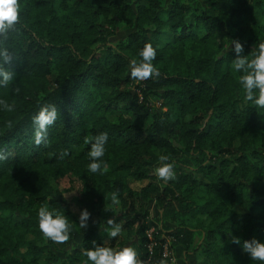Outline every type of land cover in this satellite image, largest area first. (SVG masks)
<instances>
[{
    "label": "trees",
    "instance_id": "obj_1",
    "mask_svg": "<svg viewBox=\"0 0 264 264\" xmlns=\"http://www.w3.org/2000/svg\"><path fill=\"white\" fill-rule=\"evenodd\" d=\"M18 4L0 39L14 73L0 87L11 105L0 107V264H85L94 241L135 248L139 264H260L242 243L264 241V110L243 100L230 65L232 40L249 58L264 41V0ZM146 43L159 75L136 80L131 61ZM47 105L57 117L38 144L32 117ZM100 133L107 171L92 174L84 141ZM160 155L174 164L166 183L154 175ZM72 174L80 189L66 185ZM113 192L120 205L105 210ZM74 194L90 212L84 228ZM42 206L67 216V241L40 231Z\"/></svg>",
    "mask_w": 264,
    "mask_h": 264
},
{
    "label": "clouds",
    "instance_id": "obj_2",
    "mask_svg": "<svg viewBox=\"0 0 264 264\" xmlns=\"http://www.w3.org/2000/svg\"><path fill=\"white\" fill-rule=\"evenodd\" d=\"M19 18L18 0H0V39H6L7 34L12 30ZM233 51L236 53L235 59L230 65L234 73H239L238 83L243 95V100L249 102L254 108L264 110V41L256 45L251 58L247 55H241L243 45L239 40H232ZM227 47V46H226ZM140 60L131 61L130 76L136 80L148 79L150 76L159 75V70L152 61L156 57V49L151 43H146L138 53ZM12 57L9 56L6 48L0 47V87L7 88L14 79V73L8 70L4 65ZM0 107L11 110V105L0 100ZM57 117V110L54 106H43L37 114L32 117V123L36 129L35 141L40 143L48 125H51ZM108 141L107 133H100L91 138H85L84 143L90 145L87 156L89 163L87 171L92 174L103 173L107 171V166L101 160L105 155V145ZM66 154V153H65ZM161 162L154 169V175L158 180L168 182L175 178L174 164L169 161L167 155L158 157ZM103 164V167H102ZM120 205L118 194L113 192L110 197V203L105 210L114 211ZM38 227L46 238L53 242L63 243L69 239L71 224L67 216L61 214L56 209L49 210L42 206L38 210ZM90 212L84 208L79 214V226L84 228ZM107 223L112 225L113 220L109 218ZM121 233V226L115 224L107 235L111 238L117 237ZM234 242L241 243L240 238L234 239ZM86 249L83 255L86 257L85 264H139L135 248L125 246L119 250L97 245ZM243 251L248 254L251 260L259 261L264 264V241L257 239L244 240L242 243Z\"/></svg>",
    "mask_w": 264,
    "mask_h": 264
},
{
    "label": "rangeland",
    "instance_id": "obj_3",
    "mask_svg": "<svg viewBox=\"0 0 264 264\" xmlns=\"http://www.w3.org/2000/svg\"><path fill=\"white\" fill-rule=\"evenodd\" d=\"M66 185L69 186L71 185L73 187V189H76V188H81L83 185H82V181L79 177V174H72L70 178H67L66 179ZM132 187L133 188H136L138 187L140 184L139 183H131ZM82 194V192L80 193ZM75 195V196H74ZM72 197L68 198V202L70 204V208L71 210L75 213V214H79L80 211H81V206L80 204L78 203V201L76 200V194H74ZM151 206V205H150ZM151 211L155 214L156 213V210L153 206H151ZM174 261L176 263H180L182 261V254H181V251L180 250H177L175 251V254H174Z\"/></svg>",
    "mask_w": 264,
    "mask_h": 264
},
{
    "label": "built area",
    "instance_id": "obj_4",
    "mask_svg": "<svg viewBox=\"0 0 264 264\" xmlns=\"http://www.w3.org/2000/svg\"><path fill=\"white\" fill-rule=\"evenodd\" d=\"M164 255H168V251H165V252H164Z\"/></svg>",
    "mask_w": 264,
    "mask_h": 264
}]
</instances>
